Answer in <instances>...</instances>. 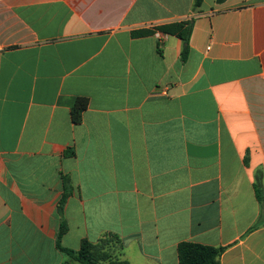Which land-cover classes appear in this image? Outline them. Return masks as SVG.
Returning <instances> with one entry per match:
<instances>
[{
    "label": "crops",
    "instance_id": "1",
    "mask_svg": "<svg viewBox=\"0 0 264 264\" xmlns=\"http://www.w3.org/2000/svg\"><path fill=\"white\" fill-rule=\"evenodd\" d=\"M63 220L130 264H264V0H0V264H62Z\"/></svg>",
    "mask_w": 264,
    "mask_h": 264
},
{
    "label": "trees",
    "instance_id": "2",
    "mask_svg": "<svg viewBox=\"0 0 264 264\" xmlns=\"http://www.w3.org/2000/svg\"><path fill=\"white\" fill-rule=\"evenodd\" d=\"M225 0H218V2H224ZM204 0H194L195 9H199L203 5ZM191 25L188 22L172 23L157 27L156 31L166 35L177 36L183 43L182 61L187 62L189 49H190V35ZM155 31H142L135 33L138 36H149L154 34ZM89 107V99L77 98L72 107V120L75 124H81L83 121V114ZM255 189L260 201L263 200V189H262V173L257 176ZM71 195L69 189L68 180L65 179V194L59 204V213L63 214L64 206L67 202L68 197ZM68 232V226L65 220L62 221L61 228L59 230L57 239V248L63 255L62 264H130L128 261L119 260L113 258L109 251H105L106 245L111 239H119L115 236H106L99 243L93 244L88 240L82 242L81 248L78 251L64 248L61 245L63 236ZM109 238L107 241L105 239ZM108 246V245H107ZM223 247H210L201 244L184 242L179 245L178 253L180 264H221V257L225 252Z\"/></svg>",
    "mask_w": 264,
    "mask_h": 264
},
{
    "label": "rangeland",
    "instance_id": "3",
    "mask_svg": "<svg viewBox=\"0 0 264 264\" xmlns=\"http://www.w3.org/2000/svg\"><path fill=\"white\" fill-rule=\"evenodd\" d=\"M108 239L109 238L105 239V241H107ZM107 245L105 251H109L108 253H111L113 258H117L118 257L117 252L119 251V242L117 240L111 239ZM103 264H107V262H103Z\"/></svg>",
    "mask_w": 264,
    "mask_h": 264
}]
</instances>
